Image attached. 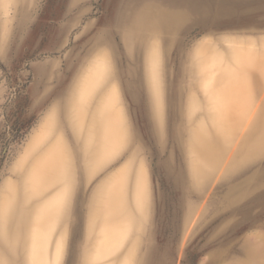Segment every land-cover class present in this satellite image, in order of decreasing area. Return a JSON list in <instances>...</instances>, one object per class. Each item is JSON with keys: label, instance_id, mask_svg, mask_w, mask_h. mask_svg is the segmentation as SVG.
I'll use <instances>...</instances> for the list:
<instances>
[{"label": "rangeland", "instance_id": "obj_1", "mask_svg": "<svg viewBox=\"0 0 264 264\" xmlns=\"http://www.w3.org/2000/svg\"><path fill=\"white\" fill-rule=\"evenodd\" d=\"M205 1L0 0V264H264V0Z\"/></svg>", "mask_w": 264, "mask_h": 264}, {"label": "crops", "instance_id": "obj_2", "mask_svg": "<svg viewBox=\"0 0 264 264\" xmlns=\"http://www.w3.org/2000/svg\"><path fill=\"white\" fill-rule=\"evenodd\" d=\"M191 4H190V6H187L189 9H192L191 7L193 6H195V8H201V11H202V18L200 17V16H197V18L196 19H198V22H200V23H202L203 22V20H205V18H207V19H210L209 18V14H210V16H211V19L212 18H214L213 16H221L222 15V12L220 11V10H218V7L220 6L218 3L215 5V8H211L212 9V11H210L209 10V3L207 2V1H205V0H198L197 2H195V4L192 2V0H191V2H190ZM170 8L169 9H167V11H169V10H171L172 11V7L171 6H169ZM148 14L150 15L151 14V11L150 10H148ZM174 14H172V16H173ZM169 16V15H168ZM175 16V15H174ZM161 17L159 16L157 19H158V21H160L161 19H160ZM174 18V17H173ZM204 18V19H203ZM154 19V18H153ZM160 19V20H159ZM164 19H167V22L170 20V18L169 17H167V18H164ZM175 19V18H174ZM200 20V21H199ZM191 21H193V16H192V20ZM195 21V20H194ZM197 21V20H196ZM216 21H217V19H216ZM174 24H175V22L173 23V24H171L172 26H174Z\"/></svg>", "mask_w": 264, "mask_h": 264}, {"label": "bare ground", "instance_id": "obj_3", "mask_svg": "<svg viewBox=\"0 0 264 264\" xmlns=\"http://www.w3.org/2000/svg\"><path fill=\"white\" fill-rule=\"evenodd\" d=\"M176 1H179V2H176ZM167 2H169L173 7H174V5H176V7H172V11H176V9L175 8H177L178 6H183V4L185 5V6H190V0H185V3H184V0H167ZM210 11H212V9H209ZM218 10H220L221 12H222V14H224V8L220 5L219 7H218ZM227 11V10H226ZM177 12V11H176ZM228 12V11H227ZM226 13V12H225ZM201 138V137H200ZM211 146V145H210ZM199 152V151H198ZM202 152V151H201ZM200 153V152H199ZM204 153V152H203ZM207 154H209V153H207ZM201 156H203V155H201Z\"/></svg>", "mask_w": 264, "mask_h": 264}]
</instances>
